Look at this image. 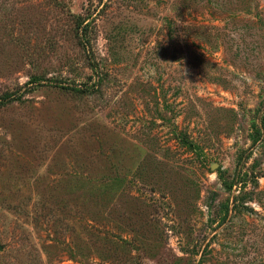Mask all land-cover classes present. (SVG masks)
<instances>
[{
    "label": "rangeland",
    "instance_id": "obj_1",
    "mask_svg": "<svg viewBox=\"0 0 264 264\" xmlns=\"http://www.w3.org/2000/svg\"><path fill=\"white\" fill-rule=\"evenodd\" d=\"M0 264H264V0H0Z\"/></svg>",
    "mask_w": 264,
    "mask_h": 264
},
{
    "label": "trees",
    "instance_id": "obj_2",
    "mask_svg": "<svg viewBox=\"0 0 264 264\" xmlns=\"http://www.w3.org/2000/svg\"><path fill=\"white\" fill-rule=\"evenodd\" d=\"M94 67V65H92ZM5 98H8V97H5Z\"/></svg>",
    "mask_w": 264,
    "mask_h": 264
}]
</instances>
